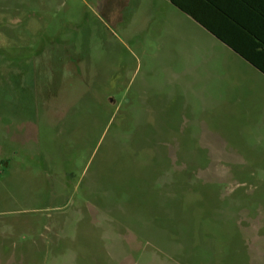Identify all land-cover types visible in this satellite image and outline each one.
I'll use <instances>...</instances> for the list:
<instances>
[{"label": "rangeland", "instance_id": "1", "mask_svg": "<svg viewBox=\"0 0 264 264\" xmlns=\"http://www.w3.org/2000/svg\"><path fill=\"white\" fill-rule=\"evenodd\" d=\"M210 41L171 0H0V264H264V98L197 81Z\"/></svg>", "mask_w": 264, "mask_h": 264}, {"label": "crops", "instance_id": "2", "mask_svg": "<svg viewBox=\"0 0 264 264\" xmlns=\"http://www.w3.org/2000/svg\"><path fill=\"white\" fill-rule=\"evenodd\" d=\"M212 2L215 5L209 3V22L217 34L178 8L220 43L210 41L208 50L197 51V81L205 79L202 72L208 69L211 88L216 84L230 85L232 93L239 89L241 94H252L256 90L264 98V0Z\"/></svg>", "mask_w": 264, "mask_h": 264}, {"label": "trees", "instance_id": "3", "mask_svg": "<svg viewBox=\"0 0 264 264\" xmlns=\"http://www.w3.org/2000/svg\"><path fill=\"white\" fill-rule=\"evenodd\" d=\"M172 4L177 8L193 17L200 22L204 27L217 34L215 27L209 22L210 4L212 0H171ZM215 5V4H213ZM219 35V34H218ZM221 37V36H220ZM225 40V38L222 37Z\"/></svg>", "mask_w": 264, "mask_h": 264}]
</instances>
